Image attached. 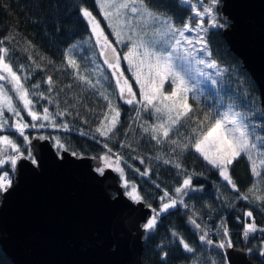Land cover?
I'll return each instance as SVG.
<instances>
[{
    "label": "snow or ice",
    "instance_id": "obj_1",
    "mask_svg": "<svg viewBox=\"0 0 264 264\" xmlns=\"http://www.w3.org/2000/svg\"><path fill=\"white\" fill-rule=\"evenodd\" d=\"M179 3L186 6L191 13L181 26H177L170 15L156 9L147 0H94L98 15L94 14L84 0H78L75 5L78 18L86 25V31L90 34L88 42L95 50L94 55L98 53L103 65L110 71L111 79L115 81L117 98L124 104L137 106L134 120L140 119L141 112H146L152 118V123L144 122L139 125L141 133L155 141L156 145L165 143L172 145L170 151L175 154L174 157L157 156L156 159L162 160L165 165H172L178 173H184L182 182L175 188V196L163 190V194L159 197L161 202L159 209L148 205L153 214L141 226L145 233L156 228L161 214L176 208L178 204L187 208L183 197L189 191H197L192 184V176L196 173L189 174L180 162V155L189 150L198 154V158L215 169L233 192H240V189L232 178L231 167L236 161L244 158L248 163L253 183L247 192L239 195L238 199L254 200L264 209V188L261 187V180H264V132L256 131L257 128H264V124L251 122L250 108L242 112L231 104L225 110L206 111L202 117L197 116L196 110L189 103V100L194 98L190 94H194L195 90L177 68V62H186L191 58L198 65L216 70L217 75L224 71L216 61L202 58L211 57L209 30H225L228 27L227 18L222 19L223 14L218 11L221 0H179ZM98 16L103 18L108 34ZM13 40L15 36L11 34L0 37V132L9 128L14 129L15 133L22 137L23 144H18L9 135H0V195L12 189L15 173L21 161H30L31 165L39 167V160L34 155V150L38 146L33 144V140L53 141L57 157L61 161L62 153H70L73 158L80 160L85 157V154L66 146L59 137L38 135L30 138L26 134V129L29 128L52 127L70 131L69 124L57 123L56 117L63 118L71 113L67 108L52 113L47 106L43 107L42 111L37 110L33 97L48 99L50 103L52 97H46L44 93L36 91L41 86L39 82L29 87L26 82L30 79V75L24 74L26 72L24 65L16 67L11 62L9 56L11 50L5 44ZM117 46L126 48V51L121 53ZM33 47L31 42H28L25 52ZM76 47L77 45H71L65 50L64 66L61 70L63 67L71 69L70 75L75 80L94 91H99L106 104L94 131L107 141L118 129L121 111L114 103L111 94L97 88L101 80L98 78L94 81L90 75L85 74L88 69L81 68L74 54ZM198 56L201 58H197ZM27 58L35 69L44 70L31 54H28ZM40 59L44 60V57L41 56ZM122 61L127 64V71L131 73V79L139 89V98L129 78L125 76V71L121 67ZM92 63L96 64L95 60H92ZM91 74L103 77L102 67L96 64ZM43 83L48 85L47 92L52 93L55 87L53 77L47 76ZM165 85L168 86L167 89ZM67 87L70 88L71 85ZM22 111L30 117V123L25 122L21 115ZM83 122L87 123L86 120ZM186 122H190V133L185 134L181 140L172 139L170 134L178 125ZM80 134L85 135L84 132ZM97 143L101 141L98 140ZM121 147H130V145L122 142ZM103 148L106 150L103 154L93 157L98 161L94 172L99 177H104L108 170L117 173L121 187L125 190L123 195L135 204L143 203L144 197L136 184L126 178L124 168L121 167L122 163H126L123 156L114 152L107 143H103ZM140 162L144 161L141 159ZM148 174L147 168L140 172L141 176ZM156 187L159 188L160 185L157 184ZM243 215L251 219L253 212L246 211ZM195 216L193 210L192 215L188 217V223L201 233L199 235L201 244L221 250L219 254L234 247L229 239L230 234L226 224L220 225L224 239L214 243L209 238L208 231L197 223ZM257 231L264 233V228H258L255 222L245 223L243 236L247 239L250 234ZM172 236L178 240L179 246L185 252L195 251L178 232L173 231ZM247 251L251 253L252 249L249 248ZM167 255V252H163L160 259L165 260ZM259 255L264 257V240L261 242ZM222 264H231L227 255H222Z\"/></svg>",
    "mask_w": 264,
    "mask_h": 264
},
{
    "label": "trees",
    "instance_id": "obj_2",
    "mask_svg": "<svg viewBox=\"0 0 264 264\" xmlns=\"http://www.w3.org/2000/svg\"><path fill=\"white\" fill-rule=\"evenodd\" d=\"M84 2L94 11V14L98 15L93 0H84ZM147 2L170 15L177 26L186 20L189 13L187 8L179 3V0H147ZM77 3L78 0H0V37L8 34L15 36V40L5 44L11 50L9 53L11 62L16 67L24 65L26 69L24 74L30 75V79L26 82L29 87L39 82L41 86L36 91L44 93L46 97H52L51 103L48 99L33 97L37 110L42 111L43 107L47 106L52 113L57 110L63 111L65 108L71 113L63 118L56 117L57 123H68L70 131L45 127L34 131L33 134L37 135L40 132V135L46 137H59L66 146L85 154V157H97L104 153L106 150L103 148V143H107L126 161L122 163L124 167H121L124 168L126 178L136 184L140 194L144 197L143 205L146 207L151 205L152 208L157 209L161 203L159 197L163 194V190L175 196V188L182 182L184 173H178L172 165H165L162 160L156 159L157 156L174 157L175 154L170 151L172 145L168 143L156 145L155 141L143 135L139 125L144 122L151 123L148 116L141 114L140 119L134 120L137 106L124 104L117 98L115 82L111 79L110 72L103 65L98 53L94 55L95 50L88 42L90 34L86 31V25L78 18L75 6ZM220 31L210 30L208 40L211 50L210 59L216 61L224 71L201 96L192 99L190 104L196 110V115L200 117L206 111L225 110L230 104L242 112L250 108L251 122L264 124V115L256 88L238 59L227 50ZM28 42H31L34 47L25 52ZM71 45H77L74 54L81 68L88 69L85 74L90 75L94 81L99 78L101 84L97 85V88L111 94L114 103L120 108L121 117L118 129L115 135L107 141H104L94 131L106 104L99 95V91H94L75 80L70 75L71 69L63 67L61 70L64 66V52ZM28 54H31L36 62L42 65L43 71L34 68L27 58ZM41 56L44 60L40 59ZM92 60L102 67L103 77L106 79L91 74V70L96 66ZM47 76H52L55 81L52 93L47 92L48 85L43 83ZM21 115L25 122H31L26 112L22 111ZM85 120L87 123L83 122ZM9 121L11 123L10 117ZM189 125L190 122L178 125L170 134L171 138L181 140L185 134L190 133ZM256 131L264 132V128H257ZM29 132L26 134L31 136ZM81 132L85 135H81ZM6 134L15 139L18 144H23L14 129H9ZM98 140L101 143H97ZM122 142L130 147L122 148ZM50 143L54 144L53 141ZM141 159L143 163L140 162ZM180 162L189 174L196 173L192 176V184L197 191H189L183 197L187 208L178 204L176 208L161 214L154 230L148 233L143 231L141 263L222 264V254H219L221 250L201 244L199 240L201 233L188 223V217L194 210L196 213L194 218L202 229L206 230L203 220L207 217L213 219V226L220 227L221 224H226L230 234L229 239L234 247L245 252L251 263L264 264L259 255L264 233L257 231L250 234L247 239L243 236V227L247 222H255L258 228H264V209L261 205L254 200L238 199L239 195L247 192L253 183L247 161L241 158L231 167L232 178L240 192H233L230 187H227L218 172L198 158V154L193 151H185L180 155ZM146 168L149 169V174L141 176L140 172ZM157 184L160 185L159 188L156 187ZM261 187L264 188V180H261ZM246 211L253 212L251 219L243 215ZM173 231L178 232L195 251L185 252L179 246L178 240L172 236ZM209 238L214 243L224 239V237L215 239L211 236ZM249 248L252 249L251 253L247 251ZM163 252H167L168 255L162 261L160 257ZM0 264H11L1 251Z\"/></svg>",
    "mask_w": 264,
    "mask_h": 264
},
{
    "label": "water",
    "instance_id": "obj_3",
    "mask_svg": "<svg viewBox=\"0 0 264 264\" xmlns=\"http://www.w3.org/2000/svg\"><path fill=\"white\" fill-rule=\"evenodd\" d=\"M227 50L253 82L264 115V0H221ZM37 135H31L30 138ZM39 167L21 161L0 195V251L11 264H142V224L150 213L123 195L116 175L99 177L93 157L75 159L33 140ZM231 264H253L238 249ZM260 258L264 261V257Z\"/></svg>",
    "mask_w": 264,
    "mask_h": 264
},
{
    "label": "rangeland",
    "instance_id": "obj_4",
    "mask_svg": "<svg viewBox=\"0 0 264 264\" xmlns=\"http://www.w3.org/2000/svg\"><path fill=\"white\" fill-rule=\"evenodd\" d=\"M93 3H94V0H93ZM184 6V5H183ZM186 7V6H185ZM187 8V7H186ZM220 8V6H219ZM219 8H218V11H219ZM220 12V11H219ZM97 13H98V10H97ZM191 13L189 12L188 13V16H190ZM187 16V17H188ZM223 18V16H222ZM99 19L101 20L102 22V27L105 28L106 30V34H108V30H107V26L106 24L103 23V18L99 16ZM187 19V18H186ZM182 25V24H181ZM179 25V26H181ZM212 30V29H211ZM210 31V30H209ZM111 38V37H110ZM118 47V50L121 51V53L123 51H126V48H121L120 46H117ZM197 58H201V57H197ZM204 59H210L209 57L207 56H204L202 57ZM103 62V61H102ZM106 67V66H105ZM121 67L122 69L125 71V76L129 78V82L133 85V90L135 92H137V98H139V89L138 87H136L135 85V81L133 79H131V73L127 71V64L125 62H121ZM107 68V67H106ZM177 68L179 71H181L186 79L188 80L190 86H192L195 90L194 94H190V96H194V98L192 99H196L198 98L199 96H201V94L204 93L205 90H207L213 83L214 81L216 80V78L218 77V75L216 74V70L214 69H209V68H205L203 65H198L195 63L194 60H192L191 58H189V60H187L186 62H177ZM109 71V70H108ZM110 72V71H109ZM201 73H203V75H201ZM111 74V73H110ZM115 82V81H114ZM166 89H167V85H165ZM190 99L189 100V103L190 101L192 100ZM141 114H144V115H147L148 116V120L152 123L153 120L152 118L146 113V112H141ZM11 129V128H9ZM6 130V131H9ZM38 129H26V132H29V134H33L34 131H37ZM6 131L4 132H0V135H7L6 134ZM36 134V133H35ZM16 135L18 136V134L16 133ZM37 135H40V132L37 134ZM19 137V136H18ZM20 140L23 142V139L22 137H19ZM53 147H54V144H53ZM103 154V153H102ZM101 155V154H100ZM140 165V164H139ZM121 166L124 167L123 164H121ZM113 172V171H112ZM117 178H118V182L120 183L121 185V182H120V179H119V176L117 173L113 172ZM123 190V193H124V189L122 188ZM160 206H158L157 210L159 209ZM153 213L151 212L145 219L144 223L147 221V219L152 215ZM247 223H250V222H247Z\"/></svg>",
    "mask_w": 264,
    "mask_h": 264
},
{
    "label": "built area",
    "instance_id": "obj_5",
    "mask_svg": "<svg viewBox=\"0 0 264 264\" xmlns=\"http://www.w3.org/2000/svg\"><path fill=\"white\" fill-rule=\"evenodd\" d=\"M203 226L206 228V230L208 231V234L211 237H217L219 234H223L222 229H216L214 227H212V220L211 218H205L203 220Z\"/></svg>",
    "mask_w": 264,
    "mask_h": 264
}]
</instances>
